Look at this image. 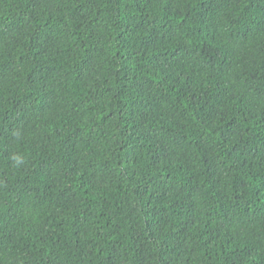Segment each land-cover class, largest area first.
I'll return each mask as SVG.
<instances>
[{
  "label": "trees",
  "instance_id": "1",
  "mask_svg": "<svg viewBox=\"0 0 264 264\" xmlns=\"http://www.w3.org/2000/svg\"><path fill=\"white\" fill-rule=\"evenodd\" d=\"M0 264H264V0H0Z\"/></svg>",
  "mask_w": 264,
  "mask_h": 264
}]
</instances>
